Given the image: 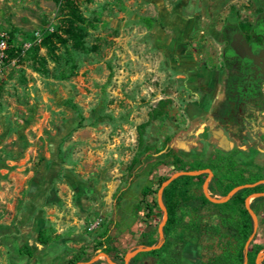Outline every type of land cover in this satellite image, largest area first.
I'll use <instances>...</instances> for the list:
<instances>
[{"label":"rangeland","instance_id":"1","mask_svg":"<svg viewBox=\"0 0 264 264\" xmlns=\"http://www.w3.org/2000/svg\"><path fill=\"white\" fill-rule=\"evenodd\" d=\"M262 11L260 0H0V264H72L77 253L76 264H135L165 241L171 177L199 176L173 201L204 195L212 220L234 189L212 182L223 157L264 183V105L231 116L222 54L228 30ZM247 206L264 264V194ZM185 237L182 264L222 249L218 237Z\"/></svg>","mask_w":264,"mask_h":264},{"label":"trees","instance_id":"2","mask_svg":"<svg viewBox=\"0 0 264 264\" xmlns=\"http://www.w3.org/2000/svg\"><path fill=\"white\" fill-rule=\"evenodd\" d=\"M177 171L187 170L189 163L179 156L170 153ZM217 165L223 174L214 173L212 182L222 192H228L236 187V190L226 201L216 204V219H205L202 209L211 204L204 195L188 198L184 196L180 202L173 201L174 192L181 184H187L199 176L181 175L173 179L163 191V200L166 208L167 219L163 226L164 243L149 252H143L141 259H133L137 264H182V247L186 243L185 235L197 236L202 240L204 236L218 237L222 241V249L219 253L211 255L204 264H255L258 251L249 247L246 243L254 231V218L247 206V199L252 195L264 194V183L261 175L245 176L243 169H237L235 162L228 157ZM194 170L211 167L201 161L190 164ZM212 168V167H211ZM167 178L161 179L166 180ZM248 184V186H244ZM161 211V210H160ZM188 218L187 223L185 219ZM43 231L39 233L42 239ZM145 245L155 243L151 235H144ZM32 258V254H29ZM143 258V259H142ZM82 261L77 253L72 264ZM150 262V263H147ZM91 264H101L96 261Z\"/></svg>","mask_w":264,"mask_h":264},{"label":"flooded vegetation","instance_id":"3","mask_svg":"<svg viewBox=\"0 0 264 264\" xmlns=\"http://www.w3.org/2000/svg\"><path fill=\"white\" fill-rule=\"evenodd\" d=\"M263 11L248 29L232 27L228 30V44L222 52L224 62L229 67L228 107L231 116L239 118L255 117L264 105V73L260 64L248 57H240L229 49L236 34L251 46L256 55L264 49V0H260ZM243 39H240L242 42ZM263 62H261L262 64Z\"/></svg>","mask_w":264,"mask_h":264},{"label":"water","instance_id":"4","mask_svg":"<svg viewBox=\"0 0 264 264\" xmlns=\"http://www.w3.org/2000/svg\"><path fill=\"white\" fill-rule=\"evenodd\" d=\"M240 39H243L242 42H240ZM229 49H232L234 51V53L242 58L244 57H248L250 59L253 60L254 63H257V64H260L262 66V71L264 73V49L261 51L260 55H256L251 46L247 43V41L243 38V35L242 34H236L233 38V40L231 41V43L229 44ZM261 62H263L261 64ZM178 174H181V173H178ZM175 177V176H174ZM174 177H171L168 181L165 182L164 186L168 185L172 179ZM207 185V183H206ZM244 186H248V184H245ZM239 188L241 187H236L233 189V191L226 197V200L236 191L238 190ZM160 195L162 193V189H160ZM256 195V194H255ZM254 195V196H255ZM253 196V195H252ZM160 204L163 206V203L160 202ZM250 212L252 213L253 215V212L251 209H249ZM254 216V215H253ZM167 219V213L165 212V219H164V223L165 224V221ZM254 232L256 231L257 229V221L254 219ZM163 228V225L161 226V230ZM252 239V236L249 238V240L247 241L246 243V249H248L249 247V243ZM93 261H89L87 263H84V264H91Z\"/></svg>","mask_w":264,"mask_h":264},{"label":"built area","instance_id":"5","mask_svg":"<svg viewBox=\"0 0 264 264\" xmlns=\"http://www.w3.org/2000/svg\"><path fill=\"white\" fill-rule=\"evenodd\" d=\"M7 48H8V42L6 38H4V34H2L0 37V66L2 62L4 63L3 57L6 56L5 51L7 50Z\"/></svg>","mask_w":264,"mask_h":264}]
</instances>
